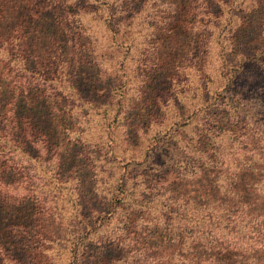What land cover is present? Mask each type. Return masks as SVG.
Here are the masks:
<instances>
[{"label":"trees","instance_id":"16d2710c","mask_svg":"<svg viewBox=\"0 0 264 264\" xmlns=\"http://www.w3.org/2000/svg\"><path fill=\"white\" fill-rule=\"evenodd\" d=\"M192 12L196 34L182 37L185 16ZM91 22L104 26L109 39L105 53L99 51ZM178 22L181 32L175 31ZM214 32L217 68L210 66ZM187 38L190 42L185 43ZM177 49L183 60L197 49L179 68L192 71L198 82L192 83L199 111L193 121L197 140L183 142L179 131L162 120L163 113L144 129L138 127L133 137L121 95L127 96L128 85L143 84L142 94L146 88L156 91L152 98L145 97L153 107L160 87L181 62H176ZM92 64L104 70L97 74L104 83L98 89L81 71ZM209 72H216L215 80ZM110 88L111 95L119 90L116 102L111 97L98 103L88 95H108ZM159 103L161 110L164 103ZM83 105L100 116L105 128L100 138L121 129L124 141L139 148L138 155L131 151L130 161L148 163L141 173L146 181L153 169L167 175L170 170L163 167L169 164L181 169L178 175L212 174L214 182L229 165L217 146V139L227 136L229 147L236 145L242 159H233L236 182L226 189L238 194L239 183L259 171L248 165L252 156H246L253 135L247 143L239 136L247 135L242 125L247 116L259 122L256 107L264 106V0H0V264H58L62 251L69 254L68 264H264V208L255 209L242 198L216 203L212 196L221 187L211 182L203 191L210 201L175 207L162 193L161 211L151 216L149 206L156 202L144 197L124 171L117 178L108 176L100 193L104 200L90 209L94 220L81 214L78 203L65 210L59 186L68 187L66 203L76 188L71 187L73 177L60 173L62 152L69 150L66 145L60 149L59 139L66 132L63 122ZM260 112L264 116V110ZM178 116L184 117L182 108ZM68 131L76 141L69 144L81 145L75 128ZM263 131L256 126L253 132ZM143 139L149 140L146 149H141ZM173 139L186 144L189 152L178 150ZM104 144L100 140L93 147L99 148L98 159L108 163L107 153H101ZM110 220L122 221L117 239L113 232L99 234L102 223Z\"/></svg>","mask_w":264,"mask_h":264},{"label":"rangeland","instance_id":"374dc122","mask_svg":"<svg viewBox=\"0 0 264 264\" xmlns=\"http://www.w3.org/2000/svg\"><path fill=\"white\" fill-rule=\"evenodd\" d=\"M177 1V0H176ZM179 3L183 2V0H178ZM254 17H256L258 14L255 12L253 13ZM195 14L192 12L190 15H186V28L184 32V36L187 37L189 33L195 35V28H194V17ZM248 18L252 17V14L247 15ZM196 20V19H195ZM85 23L88 22L85 18ZM190 22V24H189ZM181 22H178L175 28V31L181 32L183 30V27L180 25ZM92 25V32L97 37L98 40V47L100 53H105V45L109 43V39H106V33L104 26L102 24H96V22H91ZM208 33L211 34V30L207 29ZM217 33L214 32L212 35V50H211V57L210 60V66L217 68L218 63V48H215L217 45L215 44ZM189 38L185 39V43ZM83 41V40H82ZM190 42V41H189ZM182 43V42H181ZM183 45V43H182ZM190 47L193 46V44H189ZM189 47V46H188ZM165 51V50H164ZM178 57L176 58L177 62L175 63V67L173 68L172 72V79L175 77H178V79L175 78L174 81L172 79L163 87H160V93H159V99L160 101H163V105L161 106V110H159L160 103L157 105V102L153 105L150 103V100H146L147 98H152L156 95V91L150 90V88L143 89V94L141 92V88L143 86L139 85V83H132L127 86L125 90L128 91L127 96L123 97V94L121 95L122 98V105H123V112L126 111V114L129 118V130L132 131V136L134 135L135 130L139 127L141 129H144L147 127V125H151L149 121L151 119L159 118V113L162 115V120H166V125H172V129L176 128L179 133L182 136L183 142L185 141H196L197 137L196 135L198 132L195 130V124H194V117L195 115L199 113L198 110H196V107L194 104H197L196 100H192L193 95L195 94L194 91V85L198 84L196 82L195 75L192 71L187 72L186 70L179 69L181 66V63H183L187 58L190 60L192 59V54H196L197 49H194L191 51L189 56H182L181 49H177ZM210 53V52H209ZM192 55V56H191ZM209 54L205 56V59L207 58ZM172 58V57H171ZM131 64V63H127ZM104 66H108V63H104ZM102 68L100 66H94L92 65H85L83 66V71L86 74V77H92L94 79L95 86L100 88L104 85V83L97 77V74L99 75V71H101ZM104 71V70H102ZM211 75H213L215 80V74L216 72H209ZM100 75H102L100 73ZM103 76V75H102ZM172 81V82H171ZM194 85H193V84ZM155 89V88H154ZM200 91H198L199 93ZM119 90H112L111 95V88L108 93H104L103 91H99L98 93H90L88 95L94 97L95 101L100 103L106 101V99H109L111 97H114L113 102H116L119 98ZM121 93V91H120ZM143 96L142 98L140 96ZM157 107V111H156ZM180 108H182V111H184V117L180 118L178 116V113L180 111ZM259 108L257 112H255V117L261 119L260 121H264L263 119V113L260 112L261 110H264L263 107H256ZM75 111H77V115L70 117L69 120H65L63 122V127L66 130V132L63 135H60V143L63 145L60 147L62 150L64 145H66L67 149L69 150L66 152V155L62 152V155L64 157L63 167L60 171L62 176H71L74 178V182H72L71 187L74 190V192H69L71 194V197L69 198V202L66 203L68 200L67 195V188L59 186V189L62 191L60 192L65 197V210H71L74 207V203H78L80 207L81 214L89 219H95L96 216L94 213H90V209L92 207H97L101 204L103 199L102 189L106 188V183L108 182V176L113 174L115 178L120 177L121 173L124 171H128V177L131 182H134L137 184V190L144 195V197L153 200L156 202V204L149 206L148 212L151 216H156L158 212L161 211L162 206L160 205V202H162V197L160 196L162 193L168 197V199L172 202V204L176 206H182V205H189L190 203H206L210 201V198L205 196L204 190L207 189L209 183L211 182V179H214V175H202L199 177H190L189 174H183L178 175L176 173H181V169H178V167L174 166L172 167L169 164L166 165L163 168H168L170 172L167 173V175H161L159 171L150 170L151 174L148 177V181L146 176H141V173L144 171V168H147L148 170V163L144 164H137L135 161H130L132 158L131 151L135 150L136 155H138L139 148H132L124 141L123 132L121 129L119 130H113L115 131L110 135V137L100 138L102 135L105 134V128L100 124V116L97 115L93 110L90 109L88 105H83L81 108H75ZM160 115V116H161ZM255 118V120H256ZM258 120V119H257ZM259 121V120H258ZM255 122L252 123V118L250 119L248 116L245 119V125H243L244 131L247 133V135H244L245 138L242 136H239L241 141L251 140V137L253 135L254 139L250 142V147H248V150L251 151V153L246 152V156L248 159L250 158V155L252 156L250 159V162L248 165H253L254 169H259L258 172H253L252 175H250V178H247L249 180H242L239 183V191L238 194H234L235 192H229L226 187L231 184V186H235L236 178L232 177L234 174L232 173L234 170V161L241 160L242 157L236 154V145L232 148L229 147L228 143V137L224 136L223 138L217 139L218 143L217 146L222 152L225 153V157H227V161L229 162L228 168L224 166L221 171V175L217 176V180L214 182H211L213 185H219L221 187L219 194H214L212 197H215L216 203L221 202H235L236 200H240L241 198L245 202L252 203V207L255 209H259L260 207L264 208V160H261L258 156V154H262L264 157V131L259 135H254V128L256 126H260V129L264 128V124H261V122ZM241 125V126H242ZM76 130V135H80L82 137V144L76 145L72 147L69 143H74L75 138L73 135V132H67L68 129ZM240 129V128H239ZM150 132H153V128L151 126L149 127ZM128 131V130H127ZM131 136V137H132ZM134 137V136H133ZM238 137V138H239ZM103 140L104 141V149L101 153H107L106 154V161L101 162V160L98 159V146L97 149H94L95 143L98 141ZM149 140L143 139L142 140V146L141 149H146V145L148 144ZM173 141L177 142L176 139H173ZM253 142V143H251ZM247 143V142H246ZM68 144V145H67ZM253 147H252V146ZM82 146V147H81ZM176 146H178V150H181L182 152L186 151L189 152L188 146L186 144L181 143L180 141L176 143ZM110 148L112 150H110ZM83 149V150H82ZM186 149V150H185ZM254 149V150H253ZM97 150V151H96ZM247 150V149H246ZM247 150V151H248ZM252 151L254 153L252 154ZM229 153H235V156L227 155ZM173 155H180L184 156L185 153H180L179 151L172 152ZM235 158V160H233ZM136 162H139V160H136ZM244 165V166H248ZM243 166V167H244ZM252 166V167H253ZM224 172V173H223ZM231 173V174H230ZM249 174V173H248ZM226 175L223 180L221 181V177ZM134 176V177H133ZM137 178L135 179V177ZM164 176V177H163ZM242 176V175H241ZM219 177V179H218ZM228 178V180L224 181V179ZM262 181V182H261ZM76 186H75V185ZM146 184V185H145ZM147 185L151 186V189L149 190L146 188ZM257 185V186H256ZM230 186V187H231ZM61 187V188H60ZM222 190H226V195L222 193ZM165 191V192H164ZM101 193V194H100ZM166 193V194H165ZM118 195V194H115ZM239 196V198H238ZM75 201V202H74ZM47 219L44 223H46ZM49 223L51 221L49 220ZM119 223L122 224L121 220H110V221H104L102 223V226L100 227L99 234H105L109 232H113V238L117 239L121 235L119 232ZM47 224V223H46ZM99 225V224H98ZM148 230L153 231V228ZM109 231V232H108ZM63 233L61 232L60 236H62ZM64 236V235H63ZM144 234H141V238L144 237ZM65 240L71 241V237L68 235L64 236ZM62 244H66L70 246V244H67L66 242H62ZM119 250V249H118ZM128 249H124L122 253L127 252ZM171 251V250H170ZM119 252V251H118ZM155 252V251H153ZM117 253V250L112 252V255ZM184 255L187 253L182 252ZM111 255V256H112ZM60 261L58 264H68L69 261V254L65 251H62V254L60 255ZM79 264V263H78Z\"/></svg>","mask_w":264,"mask_h":264}]
</instances>
